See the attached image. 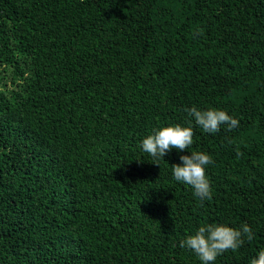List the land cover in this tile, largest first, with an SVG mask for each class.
Instances as JSON below:
<instances>
[{
	"label": "trees",
	"instance_id": "obj_1",
	"mask_svg": "<svg viewBox=\"0 0 264 264\" xmlns=\"http://www.w3.org/2000/svg\"><path fill=\"white\" fill-rule=\"evenodd\" d=\"M177 124L189 152L154 161L143 139ZM191 151L211 200L172 176ZM243 223L215 264L264 250V0H0V264H201L182 240Z\"/></svg>",
	"mask_w": 264,
	"mask_h": 264
},
{
	"label": "clouds",
	"instance_id": "obj_2",
	"mask_svg": "<svg viewBox=\"0 0 264 264\" xmlns=\"http://www.w3.org/2000/svg\"><path fill=\"white\" fill-rule=\"evenodd\" d=\"M184 111L205 133L215 134L220 131L221 126H225L228 131L239 126L238 120L222 110H198L193 106L185 108ZM193 136L192 127H182L179 124L154 129L153 134L143 139L141 148L154 161L159 162L174 149L177 152H189ZM179 160V164L171 165L173 178L190 186L194 190V195L201 201L211 200V186L206 175V167L214 163L211 156L205 152L191 151L190 155H180ZM155 165L158 166V163ZM245 239L248 242L254 239V233L247 223L241 224L239 228L206 224L199 227L194 235L182 240L180 247L191 250L201 264H215L217 257L223 253L229 250L238 251L245 243ZM251 264H264V250L259 251L258 257L252 259Z\"/></svg>",
	"mask_w": 264,
	"mask_h": 264
}]
</instances>
